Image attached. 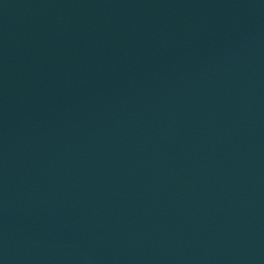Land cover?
<instances>
[{
	"label": "water",
	"instance_id": "1",
	"mask_svg": "<svg viewBox=\"0 0 264 264\" xmlns=\"http://www.w3.org/2000/svg\"><path fill=\"white\" fill-rule=\"evenodd\" d=\"M0 264H264V0H0Z\"/></svg>",
	"mask_w": 264,
	"mask_h": 264
}]
</instances>
